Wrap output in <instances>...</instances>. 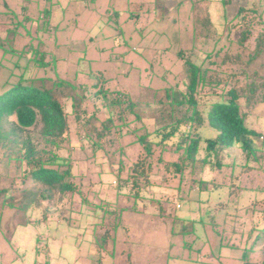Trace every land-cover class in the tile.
I'll use <instances>...</instances> for the list:
<instances>
[{
  "label": "rangeland",
  "instance_id": "obj_1",
  "mask_svg": "<svg viewBox=\"0 0 264 264\" xmlns=\"http://www.w3.org/2000/svg\"><path fill=\"white\" fill-rule=\"evenodd\" d=\"M5 1L16 12V22L6 13L10 9ZM250 6L257 13L246 9L241 18L233 20L239 8ZM46 8L52 9L49 28L40 19ZM263 9L264 0H0V39L7 41V29L28 19L19 27L21 35L14 47H38L45 53V62L51 64L47 76L52 78L44 74L42 79L44 71L38 62L31 63L26 78L47 86L63 80L74 90L76 100L67 98L69 134L65 139L55 143L41 140L40 124L29 132L47 151L43 158L57 156L69 161L71 181L81 190L60 203L43 200L41 207L26 212L5 208L0 264H98L92 223H99L94 234L105 232L99 222L104 210L111 220L116 214L120 225L117 240L108 250L113 253L104 256L103 264H244L246 252L249 261L262 262L264 102L260 96L264 86L259 83L264 82V50L251 63L249 60L259 36L264 42ZM220 46L230 56L223 74L236 76L230 77L229 85L217 87L221 95L216 96L212 89L202 93L205 103L201 105L209 109L212 102L228 99L231 86L243 88L254 80L260 91L257 99L249 105L243 97L239 102L247 126L263 135L258 141L262 162L248 167L243 153L234 147L220 158L223 166L214 157L205 168L190 164L181 181L173 167L167 171L165 166L182 161L186 148L176 151V144L154 145L152 171L156 174L153 172L152 180L160 186L142 191L133 183H121L118 170L122 168V178L129 179L133 164L146 154L138 135L157 123L162 125L157 110L161 108L158 100H165L164 89L178 86L187 91L182 80L185 61L199 65L209 51ZM2 53L0 50V91L11 71L10 59H2ZM40 53H30V57L37 59ZM26 61L22 59V63ZM242 72L250 79L243 78ZM15 77L12 80L18 79ZM99 90L106 94L98 95ZM130 98L139 101L135 111L144 120L136 119L129 110ZM112 112L114 123L109 121ZM119 115L128 125L124 132H129L121 142L117 129L110 127L120 122ZM216 134L214 128L206 127L202 136ZM123 142L126 149L120 147ZM2 149L0 187L10 190L7 196L16 204L24 196L21 189L32 186L25 178L29 167L2 154ZM207 155V142L203 141L198 158ZM160 157L163 163L158 164ZM161 208L164 216H160Z\"/></svg>",
  "mask_w": 264,
  "mask_h": 264
},
{
  "label": "trees",
  "instance_id": "obj_2",
  "mask_svg": "<svg viewBox=\"0 0 264 264\" xmlns=\"http://www.w3.org/2000/svg\"><path fill=\"white\" fill-rule=\"evenodd\" d=\"M4 6L10 9V5L6 1L4 2ZM255 6H250L251 8H239L233 20L236 21L238 18H241L242 13L246 9L257 13ZM51 12L52 9L48 10L46 8L40 16L46 28L51 26ZM262 12L264 13V9ZM6 13L10 14V17H13L12 20L14 19V22H16L17 15L13 9H10ZM27 20L24 19V22H17L18 24L13 28L7 29V41L0 39V50L3 51L2 59L8 56L10 59L8 68H11L12 71H10L3 83V89L0 91V147L3 148L2 154L5 153L8 158L19 160L22 164H27L29 170L26 172L25 178L32 182V186L21 189V194L24 196L16 204L7 196L10 190L4 186L0 187V198L2 197L0 200V225L2 223V211L5 208L26 212L30 208L41 207L43 200H57V203H60L69 194L80 190L77 184L71 181L72 169L68 164L69 161H62L57 156H50L48 159L43 158V153L47 151L44 147L38 146L34 136L29 132L31 127L40 124L39 136L41 140L55 143L59 139H65L69 134L67 98H71L72 101H75L76 98L73 94L74 90L72 86L63 80H54L51 86H47L44 83L37 85L32 82L33 79L26 78L31 63L37 64L38 62V67L43 68L42 79L45 75L49 77L47 75L52 69L51 64L45 62V53H40L38 47L34 48L32 46L27 47V49L14 47L16 37L21 35L18 33L19 27L24 26ZM29 32L32 33L31 30ZM244 39H246V36ZM262 41L263 37L259 36L258 47L251 56L249 63L253 61L252 59L263 53L264 48L262 46L264 47V42L262 43ZM224 47L220 46V48L209 51L199 65L191 60L185 61L182 80L186 81H184V84H187V91L183 92L178 86L172 90L171 88L164 89L165 100L161 98L158 100L161 108L157 110H160V122H162V125L157 123L152 130H146L144 134L138 135L137 140L146 154L142 159L133 164L129 179L122 178V168L118 170L121 183L125 185L133 183L134 186L141 188L142 191L150 187L160 186L156 185L154 180H152L153 172H155L152 171L154 145L165 148L167 145L176 144V151H180L184 147L186 148L185 157H183L182 161L168 164L164 162L167 164L165 166L166 170L168 171L170 167H173L174 175H179V180L181 181H183L184 172L190 164H192L193 168L198 164H201L202 168H205L208 165H212L210 157H214L218 160L217 165L219 167L223 166V163L219 162L220 158L222 160V156L234 147H237L243 153L247 163H249L248 167H253L252 162H262L259 156L262 146L259 145L258 141L260 137L263 138V135L261 132L247 126V117L241 111L239 102L243 97L249 105L257 99V94L260 91L254 80H251L249 84L246 83L243 88L231 86L226 94L228 99L212 102L209 109H205L201 105V103H205V100L202 99V93L206 90L211 92L212 89L216 96L221 95L222 90L219 92L217 87L220 84L229 85L226 83L230 77L233 79V76H236L233 73L223 74L225 71V68H223L224 64L230 58L227 53H223ZM30 53H33V55L40 53V57L33 60V57H30ZM23 58H27L26 63H22ZM0 66H3V60H0ZM242 74L243 78L250 79L249 74L245 72H242ZM15 76L18 79L12 80ZM225 79L227 80L224 81ZM178 84L179 82L176 85ZM259 86L263 87L264 82L259 83ZM99 91L98 95L106 94L103 90ZM260 98L261 102H264V92ZM116 99L118 100V98ZM129 101V110L135 113L136 119L144 120L142 115L135 111L139 101H133L132 98ZM112 114L113 112L110 115L112 119L110 118L109 121L114 123V116ZM120 115L118 116L120 122L116 125L111 123L110 126L111 129L113 127L117 129L119 142L122 141V136L129 133L128 131L124 132V127L128 125L126 124V119L120 118ZM12 116L16 118L13 119ZM206 127L214 128L217 134L213 137L203 138L202 135ZM104 129H107L106 124L104 125ZM203 141L207 142L208 155L199 160L198 153ZM120 147L126 149L127 145L123 142ZM66 162L67 166L63 168L62 165ZM156 162L158 164L163 163V158H158ZM132 179L136 183L131 181ZM138 193H135L137 199L140 197ZM161 210L160 216H164L165 210L162 208ZM103 212L104 214L100 217L99 222L106 227V230L102 235L98 236L94 234L95 227L99 223H92L94 225L92 241L97 249L98 264H103L104 256L113 253L108 252V250L111 243L117 240V227L120 225V220L118 221L116 214L112 216L111 220L109 217L107 218L108 211L104 210ZM28 223L26 222L25 224ZM112 230L114 234H112ZM262 231L264 232V227ZM243 260L244 264H264V259L260 263L249 261L248 252L244 254Z\"/></svg>",
  "mask_w": 264,
  "mask_h": 264
},
{
  "label": "crops",
  "instance_id": "obj_3",
  "mask_svg": "<svg viewBox=\"0 0 264 264\" xmlns=\"http://www.w3.org/2000/svg\"><path fill=\"white\" fill-rule=\"evenodd\" d=\"M110 255H106L105 257H109Z\"/></svg>",
  "mask_w": 264,
  "mask_h": 264
},
{
  "label": "built area",
  "instance_id": "obj_4",
  "mask_svg": "<svg viewBox=\"0 0 264 264\" xmlns=\"http://www.w3.org/2000/svg\"><path fill=\"white\" fill-rule=\"evenodd\" d=\"M36 264H40L39 262H37ZM43 264V263H42Z\"/></svg>",
  "mask_w": 264,
  "mask_h": 264
}]
</instances>
